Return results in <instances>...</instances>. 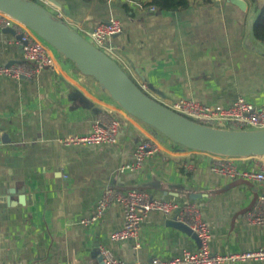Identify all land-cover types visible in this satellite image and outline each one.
Here are the masks:
<instances>
[{
  "label": "crops",
  "instance_id": "0c3cea01",
  "mask_svg": "<svg viewBox=\"0 0 264 264\" xmlns=\"http://www.w3.org/2000/svg\"><path fill=\"white\" fill-rule=\"evenodd\" d=\"M153 0H44L41 5L88 41L110 18L122 32L108 53L147 93L165 106L194 100L228 109L243 95L264 107V46L254 23L264 0H194L184 10L152 11ZM14 30L0 28V65L24 60ZM52 69L33 80L0 78V264H102L101 248L125 263L180 258L199 247L198 238L151 212L134 240L115 241L124 210L112 203L90 226L108 187L145 191L179 205L195 203L208 226L212 254L264 248V228L248 225L245 214L264 184L211 170L213 157L177 145L122 110L93 77L50 49ZM101 111L121 122L117 142L64 146L87 135ZM160 151L134 171L135 150L146 140ZM240 172L264 168V156L236 157ZM235 264H264L244 261Z\"/></svg>",
  "mask_w": 264,
  "mask_h": 264
},
{
  "label": "built area",
  "instance_id": "2783aa9c",
  "mask_svg": "<svg viewBox=\"0 0 264 264\" xmlns=\"http://www.w3.org/2000/svg\"><path fill=\"white\" fill-rule=\"evenodd\" d=\"M29 1L41 5L44 0ZM151 10L156 11L155 7H152ZM0 28H12L15 30L18 35L17 43L22 46L24 54L22 62L12 65H0V78L33 80L42 72L54 67L55 59L49 50V46L27 26L0 12ZM121 32L120 21L116 18H110L87 35L95 47L108 54L112 52V47L108 46L107 43ZM140 88L147 92L146 85H142ZM170 108L193 122L210 128L235 131L264 130V107L256 106L243 95H239L233 106L228 109L213 108L203 103L186 99L179 100ZM120 130L121 122L119 118L114 113L101 111L94 121L92 131L89 134L70 136L62 140L61 143L64 146L113 144L117 142ZM159 151L160 144L157 141L146 140L137 146L134 162L125 165L123 169L127 171L137 170L141 168L147 158ZM211 156L213 157L211 170L215 173L230 178L241 177L264 184V168L240 172L235 165L236 157L212 154ZM114 202L122 205L125 218L123 229L113 235V240L115 241L134 240L136 247H138L137 239L141 223L151 212H159L166 218H172L176 222L183 223L197 235L200 244L195 251H186L180 258L167 260L156 258L149 264H235L249 260L264 261V248L235 254L210 253L208 249L210 238L208 226L202 220L200 208L195 203L179 205L141 190H132L124 193L108 187L98 202L94 214L87 219L81 220L80 223L90 226L100 221L109 206ZM245 220L248 225H258L264 228V193L257 197L251 210L245 214ZM101 259L102 264H128L116 258L105 248H101ZM133 264L145 263L137 262Z\"/></svg>",
  "mask_w": 264,
  "mask_h": 264
},
{
  "label": "water",
  "instance_id": "95a60500",
  "mask_svg": "<svg viewBox=\"0 0 264 264\" xmlns=\"http://www.w3.org/2000/svg\"><path fill=\"white\" fill-rule=\"evenodd\" d=\"M229 1L246 9L243 0ZM0 12L31 29L50 48L73 62L82 74L97 80L128 115L151 126L173 143L218 156H264V130L210 128L178 114L144 92L110 55L54 18L42 5L29 0H0ZM6 29L11 31V28ZM173 224L193 233L183 223L175 221Z\"/></svg>",
  "mask_w": 264,
  "mask_h": 264
},
{
  "label": "trees",
  "instance_id": "16d2710c",
  "mask_svg": "<svg viewBox=\"0 0 264 264\" xmlns=\"http://www.w3.org/2000/svg\"><path fill=\"white\" fill-rule=\"evenodd\" d=\"M193 1L194 0H153L152 6L155 7L158 12L179 11L189 8ZM254 36L256 40L264 46V9L254 23Z\"/></svg>",
  "mask_w": 264,
  "mask_h": 264
},
{
  "label": "rangeland",
  "instance_id": "374dc122",
  "mask_svg": "<svg viewBox=\"0 0 264 264\" xmlns=\"http://www.w3.org/2000/svg\"><path fill=\"white\" fill-rule=\"evenodd\" d=\"M49 48H50V46H49ZM51 49V48H50ZM121 108V107H120ZM122 109V108H121ZM123 110V109H122ZM131 116V115H130ZM134 118V117H133Z\"/></svg>",
  "mask_w": 264,
  "mask_h": 264
},
{
  "label": "bare ground",
  "instance_id": "6f19581e",
  "mask_svg": "<svg viewBox=\"0 0 264 264\" xmlns=\"http://www.w3.org/2000/svg\"><path fill=\"white\" fill-rule=\"evenodd\" d=\"M7 15V14H6ZM11 17V16H10ZM23 24V23H22Z\"/></svg>",
  "mask_w": 264,
  "mask_h": 264
}]
</instances>
